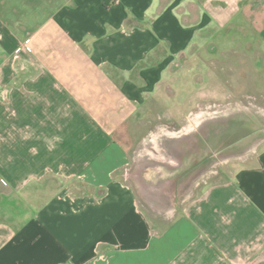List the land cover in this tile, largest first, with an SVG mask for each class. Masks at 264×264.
<instances>
[{"label":"crops","instance_id":"crops-1","mask_svg":"<svg viewBox=\"0 0 264 264\" xmlns=\"http://www.w3.org/2000/svg\"><path fill=\"white\" fill-rule=\"evenodd\" d=\"M253 47L264 53V0H0V264H264V126L239 107L228 136L243 154L187 199L174 230L153 233L112 178L127 162L112 131L172 90L192 49ZM46 175L93 192L60 190L30 218L22 192Z\"/></svg>","mask_w":264,"mask_h":264},{"label":"rangeland","instance_id":"rangeland-1","mask_svg":"<svg viewBox=\"0 0 264 264\" xmlns=\"http://www.w3.org/2000/svg\"><path fill=\"white\" fill-rule=\"evenodd\" d=\"M206 36H198V41ZM208 51L192 49L190 59L171 83L172 90L170 85L162 86L112 131L127 157L112 178L132 187L139 208L157 235L176 228L187 199L210 183L228 179L236 160L231 154H243V147L230 152L235 141L234 136H228L234 116L230 111L239 107L238 119L248 117L253 127L264 126V53L255 47L221 56ZM260 130L256 131L262 134ZM198 136L204 138V147L196 151ZM214 141L221 144L219 150ZM91 185L80 178L46 175L31 181L22 195L28 199L29 216L33 218L36 208L60 190L80 197L91 195ZM17 212L14 209L13 215ZM13 215L9 212L4 216ZM105 248L108 246L97 247Z\"/></svg>","mask_w":264,"mask_h":264}]
</instances>
